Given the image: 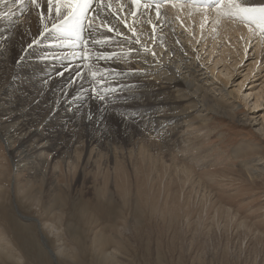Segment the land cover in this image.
I'll list each match as a JSON object with an SVG mask.
<instances>
[{
    "label": "rangeland",
    "instance_id": "374dc122",
    "mask_svg": "<svg viewBox=\"0 0 264 264\" xmlns=\"http://www.w3.org/2000/svg\"><path fill=\"white\" fill-rule=\"evenodd\" d=\"M163 3L166 0L158 2ZM205 31L192 52L199 55L207 71L213 64H206L209 52L201 50L210 35L209 29ZM256 33H261L263 39V32ZM33 38L34 33L22 36L19 31L14 35V70L4 68V73L0 72V88L15 86L16 78V86L24 84L9 92L8 98L30 113L32 130L39 128L50 134L51 142L61 151L54 161L45 160L46 174L47 165L41 173L35 169L19 172L15 156L0 139V264H110L104 258L109 252L118 256L119 264H264V170L250 174L244 169L245 160L264 157L250 150L246 158H234L235 150L247 146H259L264 151V135L258 130L259 124L264 125V98L256 109L253 97L246 98L253 85L257 91L264 88V79L256 78L257 72L246 78L249 63L255 62V42L236 68L231 67L235 64L233 58L226 63L234 71L228 91L241 88L240 99L234 102L238 118L212 115L217 119L212 118L207 126L191 125L190 130L197 129L194 134L185 132L181 144L173 135L160 140L170 150L169 157L152 146L150 157L145 148L150 144L141 134L130 143L134 146L127 142L125 132H142L133 124L123 126L116 113L121 103L119 108L107 107L96 98L88 108L82 106L80 117L90 111L91 122L98 124L94 130L93 124L83 127L78 118L64 126L58 120L45 125L57 111V94L74 86L77 77L67 79L55 68L53 74L29 80L20 57L22 48ZM45 60L36 64L48 65L50 61ZM94 68H87L93 81L101 78ZM35 79L40 80L39 88L35 87ZM222 79L227 81L226 77ZM212 80L222 86L216 78ZM117 84L100 83L103 91L100 88L99 92L113 101L115 96H122V92L110 90ZM253 110L257 111V124L241 122ZM200 128L205 130L197 133ZM107 129L114 132L115 140L97 137ZM42 239L55 253L56 261Z\"/></svg>",
    "mask_w": 264,
    "mask_h": 264
},
{
    "label": "bare ground",
    "instance_id": "6f19581e",
    "mask_svg": "<svg viewBox=\"0 0 264 264\" xmlns=\"http://www.w3.org/2000/svg\"><path fill=\"white\" fill-rule=\"evenodd\" d=\"M254 1L236 0V3L243 7L242 4H254ZM158 2L159 0H89L82 26L74 29L73 20L66 17V9L62 8L57 14L55 0L51 4L48 0H36V3H32V0H0V62L4 64V67L1 65L0 72L14 70L11 58L16 44V32L21 31L22 36L34 33L28 46L22 48L20 57L25 61L22 67L27 70V78L34 80V77L53 74L55 68L60 76L64 75L67 79L77 77L74 86L65 88L57 94L58 97L56 95L57 111L48 118L46 126L55 120L64 126L78 118L79 121L81 119L83 127L93 124V130L98 128L97 123L91 122L93 116L90 111L81 116L82 118L80 111L82 106L88 108L96 98L103 97L101 100L107 107L119 108L121 103L116 113L124 127L133 124L140 128L142 133H124L129 144L141 134L143 140L150 144L145 147L148 153L146 156L153 157L154 147L155 151L169 157L170 150L160 140L173 135L181 144L185 140V136H182L185 132L188 131L187 135H190L197 129L194 127L190 130L191 125L207 126L212 118L217 119L212 115H223L232 120L238 118L234 102L240 99L241 88L236 92L228 91L230 75L234 71L227 64L233 58L235 61L232 62L235 64L231 67L236 68L244 61L249 45L255 42L253 46L256 47V58L255 62L249 63L246 78L257 72L256 78L264 79V75H261L264 73V37L262 39L261 33H256L260 31L256 30L257 22L246 21L247 18L233 4L228 3V0H223L220 6L212 0H166L167 4L163 3L164 6ZM208 29L210 35L208 34L206 43L201 44V50L209 52L210 59L206 64L211 62L213 68L207 67L206 71L199 62V55L196 52L194 54L192 49L201 42L199 38L206 35L205 30ZM192 33L195 38H192ZM218 46H222V50ZM216 53L220 55L215 56ZM234 55L240 57V60ZM42 59L50 63L37 65ZM200 61L204 59L201 58ZM91 67L98 69L96 72L101 78L95 81L89 78L90 72L87 68ZM219 67L224 70L221 71ZM64 69L67 71L63 74ZM212 78H216L222 86H218ZM17 79L14 80L15 86L0 88V139L15 156L16 171L35 169L41 173L44 165H47L44 169L46 174L48 164L45 160L51 158L54 161L61 148L51 142L53 140L50 134L39 128L32 130L28 122L30 113L8 98L9 92L24 87V84L21 87L16 86ZM110 81L118 82L110 90L122 92L124 97L115 96L113 101L104 98L99 92L102 87L98 84H108ZM39 86L40 80L35 79V87ZM255 86L250 88V94L246 97H253L254 109L264 98V88L257 91ZM50 95L41 102L45 103ZM117 102L118 105H115ZM138 104L142 106L138 107ZM256 112L251 111L241 122L257 124L259 119L255 117ZM250 114L254 116L250 117ZM259 126V132L264 135V125L261 123ZM152 130L154 133L151 135ZM204 130L200 128L196 132L201 133ZM113 133L107 129L96 136H104L111 141L115 140ZM149 137L156 138L157 142L148 139ZM250 150L264 157V151L259 146H247L235 150L234 158H246ZM163 155L160 157L166 158ZM263 160L264 158L245 160V171L259 174L264 170V164L260 165ZM174 161L173 159L172 163ZM42 243L56 261V255L47 247L45 239H42ZM117 257L114 252H109L104 258L110 264H119Z\"/></svg>",
    "mask_w": 264,
    "mask_h": 264
},
{
    "label": "snow or ice",
    "instance_id": "6c2138e0",
    "mask_svg": "<svg viewBox=\"0 0 264 264\" xmlns=\"http://www.w3.org/2000/svg\"><path fill=\"white\" fill-rule=\"evenodd\" d=\"M4 2H7V0H4ZM48 2L51 4L53 0H48ZM134 2H138V0H134ZM212 2L217 6H220V4L223 3V0H212ZM32 3H36V0H32ZM228 3L233 4L238 12L243 14L245 18L257 22L259 30L264 32V3L244 7L238 5L236 0H228ZM55 4L57 14L61 12L62 8L67 10L66 17L73 20L74 29H78L82 26V20L85 11L89 6V0H55ZM77 35H79L78 32ZM100 98L103 99V97Z\"/></svg>",
    "mask_w": 264,
    "mask_h": 264
}]
</instances>
